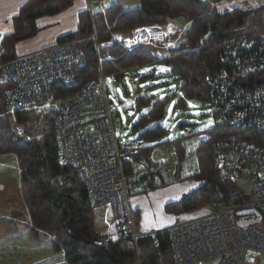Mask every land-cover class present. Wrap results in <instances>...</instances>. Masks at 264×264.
I'll return each mask as SVG.
<instances>
[{"label": "built area", "instance_id": "built-area-1", "mask_svg": "<svg viewBox=\"0 0 264 264\" xmlns=\"http://www.w3.org/2000/svg\"><path fill=\"white\" fill-rule=\"evenodd\" d=\"M90 17L92 0H86ZM95 31L88 39L95 42L99 75L77 92L64 97L57 104L53 122L58 146V163L74 169L86 187L93 208H107L113 218L117 236L136 255L140 264L139 240L150 238L155 247L159 232L137 231L130 203L132 193L148 191L144 178L152 181L163 172L171 183L183 180L198 170L196 147L207 141L208 133H201L184 147V157L177 165L184 173L174 178L161 155L141 174L127 176L125 164L132 166L139 154L143 139L125 140L115 134L113 114L117 111L109 96L103 62H111L100 50L120 44L132 53L138 48L168 46L173 49L172 37L185 32L167 24L150 23L135 27L129 35L115 33L111 39L96 42ZM2 38L0 37V44ZM78 40L55 43L10 61H0V84L7 88L5 111L8 116L18 112L41 114L56 103L52 87L72 85L74 72L84 65L85 58ZM223 69L207 77L208 104L216 124L236 130H251L261 140L227 136L217 141L212 159L217 177L222 181L247 185V202L217 204L209 214L178 221L164 232L168 233L175 264H260L264 253V231L247 210H264V36L259 41L237 37L223 44L220 52ZM170 165H172L170 163ZM257 217V215H254Z\"/></svg>", "mask_w": 264, "mask_h": 264}, {"label": "trees", "instance_id": "trees-1", "mask_svg": "<svg viewBox=\"0 0 264 264\" xmlns=\"http://www.w3.org/2000/svg\"><path fill=\"white\" fill-rule=\"evenodd\" d=\"M73 2L74 0H29L23 4L19 14L13 19L14 32L2 37L1 61L17 58L15 44L36 35L37 18L68 10ZM216 2L217 0H139L137 7L132 9H125L123 5L114 3L107 9L94 12L92 18L87 11L81 12L77 30L62 36L56 43L80 38L83 42L80 41L78 47L84 54L85 63L75 70V82L72 85L57 84L52 87L56 104L98 76L95 42L89 39L84 41L91 36L93 25L96 42L100 44L111 39L114 33L131 30L138 24H161L179 17L189 21V28L185 33L188 46H184L186 49L176 50L165 62L177 79L182 82L185 80L181 87L186 94L208 103L207 77L223 69L219 57L223 44L237 37L259 41L264 36V5L246 11L220 13L215 7ZM148 49L151 50L138 48L127 53L117 43L101 49V56L109 55L112 58L111 62L102 63L104 75L121 77L124 70H129L124 69L127 61H134V64L157 61L158 58ZM6 90L0 84V155L14 153L17 158L21 190L30 217L26 227L31 236L47 239L50 248L60 254L66 264H137L135 253L119 239L115 226L104 235L95 229L93 207L86 187L74 169L58 163V146L53 132L57 107H50L41 114L18 112L14 115L13 122H10V116L5 111ZM166 100L152 99L149 102L147 97L142 96L135 99L137 109L141 106H148L149 109L139 116L133 129L142 128L146 123L153 127L139 134L138 137L144 143L139 154L132 158L147 166L153 163L144 151L149 152L155 146L152 142L167 139V142L173 144L180 161L184 157V147L200 134L170 139L166 128L159 124ZM29 114L44 123L41 138L33 137L30 141L18 134ZM202 133H208L210 138L196 147L198 170L185 178L198 181L200 185L180 201L167 204L166 213L179 215L213 203L241 204L249 200L248 194L240 188L238 182L222 181L217 177L212 151L217 141L227 136L245 140L255 137L257 145L261 144V140L251 130H236L216 123ZM125 173L127 176L133 173L129 163L125 164ZM155 176L159 180L157 184L144 178L149 185L148 190L170 183L163 172H158ZM133 212L137 225L136 212ZM258 212L261 215L260 227L264 231V210ZM156 238L158 247L152 244L150 238L143 237L139 240L140 264H174L168 233H157Z\"/></svg>", "mask_w": 264, "mask_h": 264}, {"label": "rangeland", "instance_id": "rangeland-1", "mask_svg": "<svg viewBox=\"0 0 264 264\" xmlns=\"http://www.w3.org/2000/svg\"><path fill=\"white\" fill-rule=\"evenodd\" d=\"M92 3V10L93 12H96L107 9L114 3H119L124 7H135L139 4V0H92ZM144 24L150 23H142L138 24L137 26ZM161 24L176 26L182 29L185 33L189 28V21L184 17L169 20ZM133 29L125 32H117V34L129 35ZM93 30L95 31L94 25L92 26V33ZM182 37L183 36L178 37L176 34H174L171 39L173 42V49H168V46H158L156 48H151V50L148 49V51L151 52L153 56L158 58L157 61L149 60L148 62L141 64H134V61H127L126 63L128 64H125L126 68H123H129V70L126 71L123 68H119L125 71L121 77L117 78L110 74L105 75L109 96L112 98V101L117 109V111L112 116L115 134L117 136H122L125 140H130L138 137L143 131L153 127V125L146 123V125L142 128L133 129V125L138 120L139 116L144 115L149 109L148 106H141L138 109L135 107V99L138 96L147 97L149 102L152 99H167L163 116L159 124L166 128L168 131L167 136L170 139L185 137L188 134L194 133L201 134L215 125L211 106L205 102V100L195 99L186 94V92L181 87V84H184L185 80L182 82L177 79L175 75L171 73L170 67L165 62V59L176 50L185 48L184 46L187 44L186 37L184 36V39ZM78 39V43H80L82 40H80V38ZM86 40L88 41V37L84 39V41ZM138 59L142 61L140 57ZM117 66L118 65H116V68ZM111 67L113 68V66ZM164 67L168 68L169 73L162 72L160 75H157V72L161 71ZM101 70L102 73L105 74V71L102 68ZM50 107H57V104L54 103ZM49 108H46L43 112H46ZM43 126L44 123L42 121L31 117V114H29V118L27 119L25 125H22V128L20 127L21 130L18 132V134L25 137V139L29 141L33 137L41 138ZM152 143L155 144V146L151 148V152L154 155V157H152V161H156L157 155L159 158L161 155L162 165L167 166V168L170 170V174L174 176V163L166 159L167 153L169 152L172 154V152L175 150L173 144L171 142H167V139H158ZM170 163L172 165H170ZM20 179V169L15 154L8 153L0 155V264H59L62 261L60 258L61 256L50 248L49 241L47 239L34 238L31 236L29 229L26 227V223L29 221L30 217L28 211L26 210V204L24 203ZM155 181H158L156 176ZM172 183L175 182L173 181ZM238 184L241 189H243L245 192L247 191L248 188L244 182V179H240ZM165 187H170V190H164ZM187 187L188 190L193 188V186L189 184L177 183V185L174 186L170 183L162 187L158 186L157 188L148 190L147 193L150 194L151 191L153 192L155 189H163L162 192H159L161 198L167 197L168 194H171L172 198L170 203H173L175 199L179 197L180 193L183 191L186 193ZM147 193H132L130 196V203L132 204L131 206L134 205V199H142L147 204V208H143L142 210L144 215V220L142 223L144 225H151L152 227L157 226V228L162 229H156L163 232L171 223L174 224L178 221L188 220L186 218L175 219L172 217L174 215L171 213L166 214L167 216L169 214L172 215L171 217H165L166 215H161L156 206L153 207L150 205L148 200V196L150 197V195ZM174 194H177V196L175 197ZM184 195L185 194H183V196ZM183 196L181 195L179 199L183 198ZM215 205L217 204L213 203L201 206L189 212H193L191 213L192 218L204 216L209 214ZM92 211L95 229L101 235L109 233L114 226V221L113 223L110 222V216H112L110 211L105 207L93 208ZM247 211L251 217L247 218L246 221H258L260 219L258 210L250 209ZM254 215H257V217ZM103 217H105V220L108 221V224L105 223L106 225L103 223L105 228L103 225L99 224V221H104ZM141 217L142 216L140 214L138 220L136 215V220L140 221ZM191 217L189 219H191ZM170 219H172V221ZM258 224L261 225L260 221H258ZM259 256L260 264H264V253ZM207 264H217V262L213 261Z\"/></svg>", "mask_w": 264, "mask_h": 264}, {"label": "crops", "instance_id": "crops-1", "mask_svg": "<svg viewBox=\"0 0 264 264\" xmlns=\"http://www.w3.org/2000/svg\"><path fill=\"white\" fill-rule=\"evenodd\" d=\"M27 1L29 0H0V37L1 38L4 36L10 35L14 32L13 19L19 14V10L21 6L25 4ZM263 5H264V0H219L215 4V7L218 12L223 13L226 11L230 12L233 10L246 11V10H250V9L263 6ZM135 7H124V8L132 9ZM84 11H86V0H74L73 5L63 13H58V14L51 15V16H42V17L37 18L35 21V25L38 28L36 35L29 39L21 40L15 44V53L17 57L37 51V50H41L42 48H45L48 46H51L55 44L58 41V39L61 38L62 36H66L68 34L75 32L77 30V25H78V16L81 12H84ZM2 51H3L2 45L0 44V61H1ZM144 152L147 155H149L152 161V157H154V155L151 152V150L149 152L147 151H144ZM166 159L174 163V166H175V169L173 171V174L175 176V177L173 176L174 178L178 177L180 174L183 173L184 167L177 165L179 158H178V153L176 150H174L172 154L168 152ZM145 166L147 165H144L142 161H137L134 159L132 166H131V170L133 173L141 174ZM154 182L155 184H157L159 180L156 182L154 178L153 183ZM177 183L189 184L193 186V188L191 190H188V187H187L186 193H184V191L180 193L179 197L176 198L174 202L180 201L182 199V198L179 199L181 195L183 196V194L185 195L188 194L189 192L196 189L200 185V182L195 181L193 179H188V180L183 179L181 180V182L175 181V183L171 182V184H173L174 186H176ZM166 189L169 191L170 187H165L164 190ZM162 191L163 189H160V190L155 189V191L153 192L151 191L150 194H148L147 191L143 193H147L148 195H150V197L148 196L150 205L153 207L156 206L158 208V211L161 213V215L165 216L167 214L165 213V206L170 203V200L172 197H171V194H168L167 197L161 198V196L159 195V192H162ZM174 196L176 197L177 194H174ZM133 204L134 205L132 206V209L136 212V215L138 216V220H139V215L141 214L142 216L141 220L138 221V224H137L138 232L144 233V232L159 231L162 229V228H157V226L152 227L151 225H146V224L144 225L142 223V221L144 220V215H143L142 210L143 208L145 209L147 208V204L144 200L134 199ZM191 213L193 212H189V213L187 212L185 214L174 215V216L169 214L168 216L166 215L165 217L172 216L175 219H178V218L179 219H184V218L189 219L192 216ZM103 219L104 221L102 220L99 221V224L103 225L105 228V225H106L105 223L108 224V221L105 220V217H103ZM170 220L172 221V219ZM110 222L113 223L112 216H110ZM171 225L172 223L168 225L167 227ZM156 228L159 230H157ZM62 263L65 264V262L63 261H61V263L59 264H62Z\"/></svg>", "mask_w": 264, "mask_h": 264}, {"label": "water", "instance_id": "water-1", "mask_svg": "<svg viewBox=\"0 0 264 264\" xmlns=\"http://www.w3.org/2000/svg\"><path fill=\"white\" fill-rule=\"evenodd\" d=\"M168 71H169L168 68L164 67L161 71H158L157 72V75H160L162 72L168 73ZM13 120H14V117L13 116H10L9 121L10 122H13Z\"/></svg>", "mask_w": 264, "mask_h": 264}, {"label": "bare ground", "instance_id": "bare-ground-1", "mask_svg": "<svg viewBox=\"0 0 264 264\" xmlns=\"http://www.w3.org/2000/svg\"><path fill=\"white\" fill-rule=\"evenodd\" d=\"M95 39H96V38H95ZM84 63H85V62H84ZM74 75H75V73H74ZM85 84H86V83H85ZM85 84H84V85H85ZM80 88H81V87H80ZM69 96H70V95H66L65 98H66V97H69ZM179 181H181V180H179V179L176 180V182H179ZM89 198H90V197H89ZM174 264H175V263H174Z\"/></svg>", "mask_w": 264, "mask_h": 264}]
</instances>
